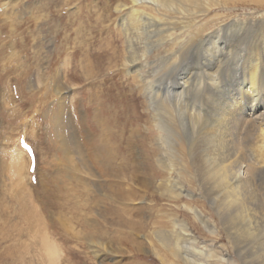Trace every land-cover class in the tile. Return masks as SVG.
Wrapping results in <instances>:
<instances>
[{"label":"bare ground","instance_id":"6f19581e","mask_svg":"<svg viewBox=\"0 0 264 264\" xmlns=\"http://www.w3.org/2000/svg\"><path fill=\"white\" fill-rule=\"evenodd\" d=\"M232 2L239 0H103L102 7L97 3L92 5L112 33H107L111 39L100 41L96 49L103 53L112 46L114 54L107 56L109 65L102 66L99 60L87 56V51L91 54L90 45L76 50L77 66L88 81L87 89L95 88V79L100 75H104L100 85H107L118 72L108 76L102 72L115 70L121 64L124 72L132 75L131 82L138 84V94L143 96L139 103L132 102V109L136 115L142 107L146 117L143 119L141 113L137 114L136 129L127 136L121 131V102L109 97L107 104L112 116L104 118L98 112L99 107L94 108L90 125L88 114L86 120V111L79 106L93 102L96 99L91 95L93 92L86 100L81 92L72 95L73 98L79 95L77 104L71 102V89L63 86L75 76L74 53L67 52L62 71L57 70L54 76L59 81L51 79L52 84H57V106H53L56 114L48 115V122L45 120L47 132L52 136L51 147L56 150L45 163L48 169L58 165V178L51 183L53 176L45 175L41 185L44 195L37 196L41 204L49 205L51 210L57 207L64 213L67 201L61 199L66 190L63 177H71L73 155L77 154L81 166L87 168V180L82 175L75 179L82 186H89V176L93 174L104 178L100 183L111 181L107 184L112 191L109 196L112 202H121V206L115 205L116 209L110 206L109 210L123 217V212L138 210L139 207H129L127 201L139 197L143 188H150L154 196L153 187L159 180L155 171L152 175L149 172L152 163L157 164V168L163 170L158 188L170 197L184 199L182 209L186 215L179 225H176L178 218L172 221L174 228L179 226L180 231L156 233L164 249L182 264H232L230 255L218 256L211 246L202 244L198 236L203 234V228L214 234L219 225L234 246L240 264H264V38L252 39L248 30L253 25L264 28V12H260L259 17L224 20L211 13L212 9L229 7ZM85 8L87 10V5L79 3L75 12ZM249 41L250 51L236 50V42L242 48ZM117 43L121 47H117ZM131 82L128 89L132 94ZM111 85L116 87L117 82L112 81ZM76 109H80V113H75ZM141 121L147 127L145 131L154 132L152 138L156 145L153 147V140L146 142L149 138L141 136L140 145L150 148L148 154L143 153L144 160H138L135 151L138 133L143 131ZM31 122L37 129L36 118L32 117ZM89 150L93 153L87 154ZM11 151L13 157L6 163L19 188L23 216L30 226L38 228L39 225L40 233L45 228L41 225L43 217L41 214L39 217L37 205L31 195L29 197L27 180H24L28 179L25 174L27 152L21 145ZM8 153V148L0 146V155ZM39 174L41 177V171ZM120 177L127 178L131 184L137 181L136 187L109 179ZM47 181L52 184L50 188ZM107 186L98 185V188ZM195 195L207 201L217 221H211L204 213L205 202L192 206L191 198ZM148 208L153 210L154 207L151 204ZM121 222L129 226L137 223L131 218H121ZM56 224L65 223L59 220ZM132 244V252L138 253L141 244ZM52 245V241H46L43 251L52 264H61L55 260ZM158 256L166 261L160 253Z\"/></svg>","mask_w":264,"mask_h":264},{"label":"rangeland","instance_id":"374dc122","mask_svg":"<svg viewBox=\"0 0 264 264\" xmlns=\"http://www.w3.org/2000/svg\"><path fill=\"white\" fill-rule=\"evenodd\" d=\"M102 1L0 0V146L9 150L7 155H0V161L4 164L0 163V264H52L46 256V252L43 251L46 241L48 243L53 242L52 247L57 256L55 260L58 259L61 264H182L179 259L170 254L169 250L162 247L156 236L158 232L169 233L175 229L180 231L179 226L174 228L172 221L174 218H178L176 225H179L186 218L182 209L184 199L170 197L165 190L162 193V190L159 189L161 185L159 175H163V170L157 168V164L152 163L149 172L152 175L155 171L154 174H157L159 180L153 187L154 196H151L150 188H143V191L138 194L139 197L130 198L127 201L130 202L129 207H139L138 210L123 212V217L116 215L112 210L116 209L115 205L121 206V202H112L113 200L109 196L112 191L109 190L110 185L107 186V184H110L111 181L107 184L100 183L104 178L95 177L96 175L93 174L94 176H89V186L83 185V187L78 179H75L82 175L87 180V168L81 166L77 154L73 155V163L71 164L73 168L69 174H72L71 177H63L66 192L62 193L61 199H64V202L67 201L64 213H60V209L54 206L51 210L49 205L41 204L38 201L37 196L39 194L44 195L41 185L45 175L47 177L48 173L53 176V179L50 178L51 183L58 178V165L48 169L45 163V161L52 159L51 155L56 151L54 147H51L52 136L47 132L46 123L50 120L48 115L56 114L53 109L57 106L55 104L57 84H52V81H59L54 76L57 70L62 71L67 52L74 53L72 64L74 63L75 76L63 86L71 89L72 103H77L78 100L79 95H76L75 98L72 96L75 93L81 92L84 100H86V96L89 99V94L93 92L91 95L96 99L88 104L84 102V106L80 103L79 106L81 110L86 111V120L88 114L90 125L93 124L94 108L99 107L98 112L103 117L105 116L104 118L112 116L113 112H109L108 107L110 105L107 104L109 97L117 98L121 102L119 107L121 131H124L127 136L136 129V122L138 121L136 115L141 113L143 119L146 117L142 107L138 109L136 115L132 109L134 101L139 103L143 96L138 94V84L131 82L133 80L132 75L125 73L121 64L115 70L109 69L106 73L102 72L105 76L118 72V75H115L112 80L117 82L116 87L109 86L112 81H109L107 85H100V78L104 76L100 75L95 79L97 83L95 88H91V91H88V81L83 78L77 66L78 53L75 54L76 50L85 49L89 45L91 46V54L87 51V56L91 60L93 58L99 60L102 66L109 65L107 56L114 54L112 46L110 47L111 50L107 49L103 53H98L101 50L96 49L100 45V41L111 39L107 34L109 29L106 21L104 20V22L103 18L98 16L94 6H92L97 3L102 7ZM79 3H82L83 6L87 5V10L86 8L81 11L79 9V12H75ZM259 4L255 1L251 2V0H239V2L229 4V7L214 8L211 13L218 15L222 20L225 18H254L259 17L260 12H264V2ZM88 6L91 7L88 9ZM260 27L263 28V26L253 25L248 29L252 39L264 38V28L261 29ZM111 28L114 26L112 25ZM246 43L248 44L241 48L240 44L236 42V50L238 48L237 51L245 49L250 51L252 47L250 41ZM118 46L121 47L119 44ZM88 57L87 63L90 61ZM130 82L134 92L132 94L128 89ZM86 90L88 92L84 94ZM112 103L114 104V102ZM80 109H76L74 112H79ZM71 110L73 111V109ZM112 111L114 110L112 109ZM32 117L36 118L38 122L37 129L31 122ZM112 125L113 123L110 124V126ZM85 127L87 128V124ZM140 128L143 131L138 133L140 137L137 134L138 143H136L135 151L136 158L144 160V156L149 153L150 148L140 145L141 136L149 138L145 140L146 142L153 140V147L156 145L153 139L154 132L145 131L147 127L142 121ZM22 138L30 143L36 158V169L34 173H31V159L28 153L26 154L25 174H27L28 179L24 180H27L25 183L29 188V197L31 195L32 201L37 205L39 217L40 214L43 217L41 225L45 228H42L40 233L39 225L38 228L30 226L27 223L29 221L23 216L25 212H23L18 199L19 188L14 182L15 176H12L8 171L10 166L7 163L13 157L11 150L20 146ZM89 153L93 152L89 150L87 154ZM147 170L148 168L145 169V172ZM39 171H41V177ZM33 176L36 177V183L31 180ZM109 179L119 181L122 184L125 183L126 186L129 183L128 185L136 187L137 183L136 181L131 184L127 178L123 180L122 177ZM96 184L107 187L99 189ZM51 186L52 184H47V188ZM147 187H149L148 184ZM27 197L25 196V198ZM191 201L192 206H198L201 201L205 202L204 213L211 221H217L205 199L195 195ZM151 204L154 207L153 210L148 208ZM110 206L112 209L109 210ZM121 218L124 220L131 218L137 223L129 226L125 222H121ZM59 220L65 224L57 225L56 222L58 223ZM117 220L120 223L117 224L115 222ZM192 222L197 221L193 220ZM217 226L219 229L214 234L203 228V234H198L201 243L211 246L218 256L230 255L232 264H240L241 261L237 257L234 246L226 238L220 226ZM42 231L43 234L45 233L44 236H42ZM136 242L141 244V248L138 253H133L131 245ZM151 244L155 247H152ZM159 253L166 258V261H162L158 256Z\"/></svg>","mask_w":264,"mask_h":264}]
</instances>
